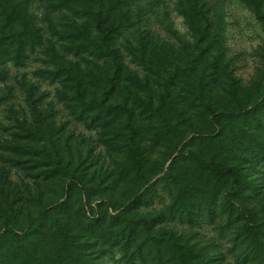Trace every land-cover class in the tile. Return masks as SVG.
I'll return each mask as SVG.
<instances>
[{
    "label": "trees",
    "instance_id": "16d2710c",
    "mask_svg": "<svg viewBox=\"0 0 264 264\" xmlns=\"http://www.w3.org/2000/svg\"><path fill=\"white\" fill-rule=\"evenodd\" d=\"M0 264H264V0H0Z\"/></svg>",
    "mask_w": 264,
    "mask_h": 264
},
{
    "label": "rangeland",
    "instance_id": "374dc122",
    "mask_svg": "<svg viewBox=\"0 0 264 264\" xmlns=\"http://www.w3.org/2000/svg\"><path fill=\"white\" fill-rule=\"evenodd\" d=\"M230 21L233 26V31L230 36V45L237 52L247 53L255 46L258 39L256 26L253 19L238 4L234 3L230 7ZM170 19L173 28L181 35L186 33V28L182 24V20L174 13H170ZM242 70L241 72H243ZM48 89H51L50 87Z\"/></svg>",
    "mask_w": 264,
    "mask_h": 264
}]
</instances>
